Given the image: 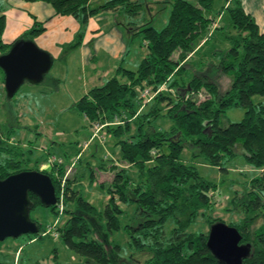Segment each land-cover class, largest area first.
<instances>
[{"label": "trees", "instance_id": "trees-1", "mask_svg": "<svg viewBox=\"0 0 264 264\" xmlns=\"http://www.w3.org/2000/svg\"><path fill=\"white\" fill-rule=\"evenodd\" d=\"M24 1L47 3L54 15L70 16L80 26L72 42L62 46V60L81 46L91 17L110 11L136 19L144 8L143 3L130 0H108L93 7L91 0ZM222 1L221 9H216L215 0H163L171 11L160 30L149 23L134 28L132 20V34L128 33L142 34L146 56L136 70L119 67L116 75L90 89L76 103L89 127L118 119L117 124L102 130L103 136L108 134L115 140L113 147L118 151L116 161L112 155L100 164L105 171L114 172L108 186L101 184L108 199L105 204L94 206L85 199L76 177L67 173L70 167L61 162L36 170L47 175L55 189L56 205L45 208L65 216L62 225L55 227L57 237L84 257L85 264H121L114 254L120 247L98 240V226L105 238L124 230L137 253L135 260L132 258L136 264H221L206 246L208 232L196 234L187 229L199 217L208 228L221 222L213 216L216 185L200 176L197 160L219 167L222 157L235 156L237 149L260 174L231 199L230 211L240 220L228 226L238 231L241 244L250 246L242 264H264V34L244 11L241 0ZM4 11L5 3L0 0V56L12 45L2 41ZM226 26L230 48L223 52L219 66L178 86L175 76ZM44 31L42 23L34 22L15 42L33 41ZM223 75L230 80L226 92L220 90ZM3 81L0 69V85ZM144 91L152 95L148 102L140 97ZM253 97H261L263 102H254ZM230 107L245 109L239 122L225 121ZM160 118L165 122L157 123ZM7 133L2 139L0 132V180L32 171L26 169L28 162L20 146L8 142L12 135ZM186 150L191 151L188 161L183 155ZM28 196L31 210L43 206L37 197ZM131 200L134 216L122 225L123 206ZM0 264L4 263L0 260Z\"/></svg>", "mask_w": 264, "mask_h": 264}, {"label": "rangeland", "instance_id": "rangeland-1", "mask_svg": "<svg viewBox=\"0 0 264 264\" xmlns=\"http://www.w3.org/2000/svg\"><path fill=\"white\" fill-rule=\"evenodd\" d=\"M155 1L158 3L151 9L146 8L150 5L147 6L145 3L136 19H129L128 14L123 12H111L110 17L104 13V21L112 22V25L118 28V34L125 40L126 50L118 59L105 48L99 50L95 58L86 56L94 49V42L90 39L85 49L86 54L77 50L75 53L72 51L65 55V61L53 60L43 82L36 85L25 82L12 99H7L4 86L0 85L1 138L5 139L8 136L7 132H10L12 138L8 142L20 146L24 159L28 162L26 169L42 171L51 168L54 162L69 166L67 173L71 177H76L77 188L94 206L107 202L106 192L101 188V184L105 183V187L108 186L114 176V172L105 171L100 168V164L112 155L116 161L118 151L113 147L115 140L110 135L105 134L103 142L94 136L93 127L88 126L87 120L77 110L76 103L90 89L104 85L108 79L116 75L119 67L133 71L137 69L148 51L142 34L130 35L133 24L129 23L136 22L134 28L149 23L156 30L162 29L168 21L171 7L162 3L163 0ZM222 5V0H215L216 9H221ZM227 29L228 27L210 37L209 44L187 63L180 75L175 76L174 80L178 86L194 75H203L209 68L215 69L214 67L219 66L223 52L230 48L229 42L225 39L229 31ZM110 30L112 29L108 27L104 29L106 33ZM215 73L213 70L212 74ZM223 76L219 78L220 90L226 92L230 80L226 78L228 76ZM252 100L263 102L261 97H253ZM160 107L163 109L164 105ZM244 110L243 107L228 108L224 116L225 121L239 122L243 118ZM164 122L165 119L157 120V123ZM101 134H104V131ZM190 154L189 150L183 153L187 161ZM221 164L219 167H211L197 160L196 169L201 177L216 185L214 195L216 206L213 216L229 225L240 220L237 213L230 211L231 199L236 192H242L247 187V182L259 175L260 171L248 166L239 149L233 157H222ZM123 209L124 214L120 220L122 225H125L134 216V202L131 200ZM30 218L40 225L39 233L23 235L17 239L9 238L0 243L2 263L85 264V258L69 250L56 236L54 229L49 231L52 226L62 225L65 216H57L49 208L37 206L30 211ZM97 230L95 235L98 240L105 245L109 242L120 247L118 251H114L119 263L136 264L134 260L137 253L129 245L130 239L124 230L106 235L107 240L100 226ZM208 230L204 220L199 217L190 225L187 232L198 234L207 233Z\"/></svg>", "mask_w": 264, "mask_h": 264}, {"label": "water", "instance_id": "water-1", "mask_svg": "<svg viewBox=\"0 0 264 264\" xmlns=\"http://www.w3.org/2000/svg\"><path fill=\"white\" fill-rule=\"evenodd\" d=\"M49 53L40 50L34 41L20 40L0 56L7 99H12L25 83L43 82L52 66ZM29 194L44 207L55 206L57 198L51 179L39 171H23L0 180V242L35 235L39 228L30 218ZM238 231L224 223L210 226L206 246L221 264H242L250 253L249 244H241Z\"/></svg>", "mask_w": 264, "mask_h": 264}, {"label": "crops", "instance_id": "crops-1", "mask_svg": "<svg viewBox=\"0 0 264 264\" xmlns=\"http://www.w3.org/2000/svg\"><path fill=\"white\" fill-rule=\"evenodd\" d=\"M5 3V28L2 33L4 44H13L23 32L32 27L34 22L42 23L45 31L34 38L36 46L52 57V60H61L62 46L69 44L80 29L78 23L70 16H56L52 7L44 2H26L24 0H2ZM108 0H91V6H97ZM132 2L147 3L151 8L155 0H130ZM151 2V3H150ZM244 11L249 14L256 22L259 32L264 34V0H241ZM104 13L109 15L111 12H102L88 20L84 27L83 41L80 47L70 50L66 55L77 50L85 52L88 40L94 42V49L89 51L86 56L95 58L97 52L105 48L108 53L118 59L125 49V40L118 34V28L112 22L104 21ZM105 27L111 28L105 32ZM72 53V54H73ZM66 58V57H65ZM66 60V59H65ZM64 60V61H65ZM105 204V202L103 203ZM100 204L99 206L103 205Z\"/></svg>", "mask_w": 264, "mask_h": 264}, {"label": "built area", "instance_id": "built-area-1", "mask_svg": "<svg viewBox=\"0 0 264 264\" xmlns=\"http://www.w3.org/2000/svg\"><path fill=\"white\" fill-rule=\"evenodd\" d=\"M215 26L216 25L214 24V27ZM140 97L142 98V100L148 102L151 99L152 95H150L148 91H144V92L141 93ZM117 123H118V119H115V122L108 123V124L107 123L106 124H103V125H101V124H94V126L92 128V130L94 132V136L97 137L100 141L103 140V137L104 136H103V134H101V131L103 130V128L105 126H107V125H113V124H117ZM85 146H87V145H85ZM55 227L56 226H52L51 228H49V231H53V229L55 230Z\"/></svg>", "mask_w": 264, "mask_h": 264}]
</instances>
